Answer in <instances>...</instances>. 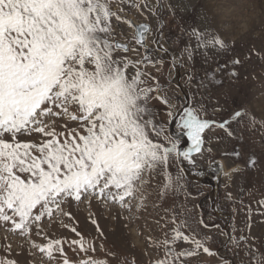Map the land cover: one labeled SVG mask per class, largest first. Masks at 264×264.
Returning a JSON list of instances; mask_svg holds the SVG:
<instances>
[{
  "label": "snow or ice",
  "instance_id": "obj_1",
  "mask_svg": "<svg viewBox=\"0 0 264 264\" xmlns=\"http://www.w3.org/2000/svg\"><path fill=\"white\" fill-rule=\"evenodd\" d=\"M118 4L159 18L152 46L148 44L151 25L123 19L119 14L123 9L114 11L113 0H0V224L9 225L6 231L24 237L49 259L60 254L62 264H72L65 244L85 255L79 264H109L107 259L87 255L96 252L97 239H104L99 219L89 211L86 220L98 236L86 238L71 209L82 204L91 209L94 203L102 208L116 204L130 213L133 207L143 209L146 177L159 176L160 203L154 207L169 199L174 205L163 208V215L154 220L162 235L147 239L160 255L149 264H189L201 253L220 256L208 246L213 237L207 235V230L220 225H209L202 214L194 215L186 203L175 201L191 198L188 169L193 176L206 174L198 163L205 153L211 155V137L206 139V133L220 128L234 137L237 133L231 125L245 122L264 134V114L258 119L247 110H236L229 119L217 122L203 103L193 104L191 95H169L171 73L183 68L185 54L191 60L197 51L225 49L228 42L214 31L193 27L183 33L188 40L184 51L171 54L163 35L166 10L175 15L171 4L166 6L164 0L155 4L118 0ZM114 20L134 29L130 41L116 39ZM140 49L143 54L138 59L127 55ZM163 55H169L172 63L166 84L150 71L163 75ZM216 76V71L208 74L211 82L223 83ZM187 81L191 83V74ZM198 83L205 86L204 80ZM256 163L252 156L248 166ZM208 168L228 175L219 160L209 161ZM227 199L237 203L232 193ZM239 203L246 216L244 227L233 225L219 235L227 237L230 252L236 250L234 257L244 254L240 264H264V238L251 235L252 216L264 217V197L255 202V212L252 204L243 199ZM63 218L72 225L64 224ZM44 220L59 222L78 238L49 237L41 228ZM33 230L37 236L43 233L46 242L35 243ZM6 251L10 256V244ZM109 254L115 255L110 250ZM0 264L18 261L0 257Z\"/></svg>",
  "mask_w": 264,
  "mask_h": 264
},
{
  "label": "rangeland",
  "instance_id": "obj_2",
  "mask_svg": "<svg viewBox=\"0 0 264 264\" xmlns=\"http://www.w3.org/2000/svg\"><path fill=\"white\" fill-rule=\"evenodd\" d=\"M151 2L155 4L157 0ZM164 3L175 8V15L166 10L164 16V46L169 48L171 54L184 51L188 40L183 33L185 29L193 27L200 30L207 28L228 42L225 49L197 51L191 60L185 54L183 68L171 73L173 83L169 87V95L173 92L180 96L191 95L193 104L203 103L209 115L217 122L229 119L236 110H247L250 115L259 119L264 114V0H164ZM118 8L123 9L119 13L123 19L151 23L153 34L149 35L148 44L152 46L160 23L159 18L146 10L137 11L136 8H129L127 4L120 5L118 0H113V10L117 11ZM113 24L117 40L132 39V27L121 25L115 20ZM192 43L194 46L195 42ZM130 47L136 45L131 44ZM142 54L143 49H140L139 53L130 52L127 55L138 59ZM163 59L162 76L156 73L155 69L150 71L158 76L162 84H166L172 63L169 55H163ZM236 60L240 63L235 64ZM221 65H226L227 70H220ZM212 71L217 72L216 78L223 83L210 81L208 74ZM232 71L238 75H230ZM189 74L192 76L190 84L187 81ZM200 80H204V87L199 85ZM174 124L175 122L170 126L173 132ZM231 128L237 133L234 137H230L226 130L220 128L206 133V139L211 137V155L205 153L203 160L198 159V163L204 165L206 174L202 177L193 176L191 169H188V192L191 193V198L187 201L183 198L175 201L186 203L194 215L202 214L209 225H220V229L207 230V235L213 237L208 246L218 251L220 256L201 253L191 258L189 264H226L227 261L240 264L244 254L241 252L239 257H234L233 252L236 250H228L225 246L227 237L219 235V232H228L233 225L236 229L244 227L246 216L239 200L243 199L245 204H252L255 212V202L264 197V134L259 130H251L245 122L239 125L233 123ZM225 152L230 155H222ZM234 152H239V156L232 154ZM252 156L256 157L257 163L254 167H249L248 161ZM216 160L224 165L223 172L228 175L221 174L219 169L208 168L209 161ZM234 168L239 171L233 172ZM146 179L149 183L145 186L147 200L143 209L137 210L133 207L130 213L116 204H108L106 208H102L94 203L91 209L86 204L80 205L78 209L73 206L71 210L79 221V230L86 238L98 236L96 228L86 220L89 211L99 219L100 228L103 230L104 239H97L96 252H90L88 256L107 259L109 264H124L125 261L127 264H149L150 260L159 257L160 252L149 245L147 238L162 235L154 220L163 215V208L172 207L174 201L169 199L161 204L160 208L154 207V204L160 203L156 186L162 182V177L151 176ZM227 193H232L233 200L237 203L230 202ZM133 203L135 204V201ZM261 220H264V217L255 214L252 216L251 235L257 238H264V223H261ZM63 223L72 225V221L67 218H63ZM8 227L9 225L0 224V257L16 259L18 264H62L63 257L60 254L54 253V258L49 259L46 254L32 248L24 237L6 231ZM41 228L53 239L78 238L59 222L52 224L44 220L41 222ZM239 234L237 232V235ZM31 239L37 244L46 242L44 234L37 236L35 230ZM9 244L12 248L10 256L6 251ZM64 250L72 264H79L86 258L83 253H77L67 244ZM109 250L115 255H110Z\"/></svg>",
  "mask_w": 264,
  "mask_h": 264
},
{
  "label": "water",
  "instance_id": "obj_3",
  "mask_svg": "<svg viewBox=\"0 0 264 264\" xmlns=\"http://www.w3.org/2000/svg\"><path fill=\"white\" fill-rule=\"evenodd\" d=\"M140 23H148V24H150L149 22H140ZM137 24H139V23H137ZM150 25H151V24H150ZM118 41L123 42V41H121V40H118Z\"/></svg>",
  "mask_w": 264,
  "mask_h": 264
},
{
  "label": "bare ground",
  "instance_id": "obj_4",
  "mask_svg": "<svg viewBox=\"0 0 264 264\" xmlns=\"http://www.w3.org/2000/svg\"><path fill=\"white\" fill-rule=\"evenodd\" d=\"M228 171V170H227Z\"/></svg>",
  "mask_w": 264,
  "mask_h": 264
}]
</instances>
